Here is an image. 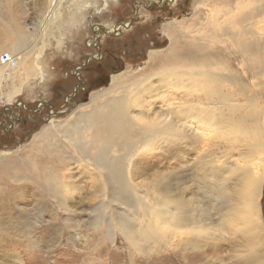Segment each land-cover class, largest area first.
<instances>
[{
    "label": "bare ground",
    "instance_id": "6f19581e",
    "mask_svg": "<svg viewBox=\"0 0 264 264\" xmlns=\"http://www.w3.org/2000/svg\"><path fill=\"white\" fill-rule=\"evenodd\" d=\"M253 1L258 3L251 0L249 4ZM241 4L239 2L228 10H211L193 27L180 25L182 38H188L194 44L186 43L178 49L171 47L139 76L113 77L108 89L93 94L91 102L82 106H90L89 109L78 113L71 122H57L51 118L50 125L37 135L45 140L56 138L55 134L48 133L52 131L50 127L54 128L82 158V161H76L77 165L85 166L86 172L80 176L92 185L98 184L96 192L89 194V204L94 208L92 213L96 214L90 222L98 230L105 224V234L99 239H114L118 233L128 249L147 256L168 252L177 241L182 243L176 246L182 252L199 250L201 238L192 240L194 234L205 232L209 235L220 230L219 234H222L226 230L220 229V225L211 228L213 224L201 218L203 191L201 185L197 188L195 183H191L190 190L184 187L190 184L183 180L188 175L169 173L145 182L151 178L149 169L143 171L141 168L145 156L160 150L164 152L162 159H167V155L173 154L167 149L180 142L186 147L191 144L201 148L199 170L202 174L209 171L221 176V180L214 181L217 182L215 195L210 198L218 203L216 209L220 221L249 247L244 264H264V221L260 205L264 187V26H261L264 24V3L250 20L249 17L235 20ZM55 8L60 6L52 0L48 6V20ZM122 27L128 28L129 23ZM112 29L119 32V26ZM201 32L209 33L211 39L203 33L201 36ZM219 37L226 38L220 42L227 45L224 49L231 47L237 54L224 55V52L213 50L209 45ZM23 38H19L15 47L25 41ZM171 43L178 46L175 39ZM13 49L0 50V58L7 53L14 60V64L7 65L0 61V90L3 80L12 78V72L28 59L24 52L13 55ZM239 58L244 70L242 74L233 68ZM257 80H260L259 84L254 83ZM17 91L13 89L9 93L13 95ZM65 124L67 126L62 129ZM185 150L178 147L175 152L181 163L189 155ZM60 155L63 164L69 165L65 173L61 167L49 170L48 164L43 166L40 162H34L31 169L24 170V173L33 172V176L37 174L32 183L41 191L31 187L32 194L35 198L40 195L42 203L48 200L52 218L58 217L59 212L67 216L77 214L73 184L77 174L71 171V164H67L70 158L63 153ZM1 157L0 166L4 162ZM231 163L236 167H231ZM143 176L146 178L141 180ZM214 182L207 183L202 189H209ZM16 190L22 196L26 191L30 192L22 187ZM21 195L20 200L24 198ZM99 198L100 204L93 205ZM2 210L8 212L9 208L3 205ZM35 211L41 217L47 213L43 207H37ZM12 218L4 224L0 220V264H9L12 259L21 261L17 251L9 254L3 247L5 244L19 246L21 242L14 240L17 236L27 235L30 240L31 232L36 229L34 223L14 222ZM30 241L32 246L40 245L38 240ZM27 250L29 255L35 252L32 248Z\"/></svg>",
    "mask_w": 264,
    "mask_h": 264
},
{
    "label": "rangeland",
    "instance_id": "374dc122",
    "mask_svg": "<svg viewBox=\"0 0 264 264\" xmlns=\"http://www.w3.org/2000/svg\"><path fill=\"white\" fill-rule=\"evenodd\" d=\"M256 1L258 3L253 1L249 4L251 0H66L65 3L64 0H56L60 10L55 8L53 16L48 20V6L52 0H0V50L14 48L16 51H11L15 52L13 55L21 52L28 55L26 63L12 72V78L3 80L0 90V96L3 95L0 102V156L1 161H4L0 166V220L2 219L1 223L4 224L12 216L14 222L19 220L31 225L34 223L36 229L31 232L30 240H38L40 244L32 246L27 235L17 236L18 239L14 240H18L16 243L21 242L19 246L5 244L3 248H6V253L9 254L17 251L21 261L12 259L9 264H86L87 261V264H244V258L250 249L220 221V213L216 209L218 203L210 196L215 195L213 191L217 182L214 181L222 178L219 174L209 171L201 173V148L199 149L198 145L190 144L186 147L185 143L182 145L176 142L167 149L168 152H173L166 154L167 159H162L164 152L160 150L154 151V154L148 153L141 166L143 171L149 169L151 173V178L145 182H152L155 176L169 173L188 175L189 177L185 176L183 180L190 184L184 187L190 190L191 183H195L197 188L201 185L203 191L201 218L213 224L211 228L216 229L220 225V229L224 227L226 230L222 234H219L220 229L215 234H194L192 240L201 238L199 250L182 252L176 247L182 243L177 241L172 251L149 253L146 256L128 249L126 241L118 233L114 239H99L100 235L105 234V224L98 230L90 222V218L96 214L92 213L94 208L89 204V194L96 192L98 184L92 185L85 177L80 176L86 172L85 166L77 165L76 161H82V158L73 150L71 143L54 128L50 127L49 130L52 131L48 133L55 134L56 138L45 140L39 139L37 135L42 133L45 126L50 125L51 118L57 122H71L78 113L89 109L90 106H82L91 102L93 94L108 89L113 77L139 76L149 70L158 57L168 53L171 47L178 49L186 43L194 44L188 38H182L180 25L186 27L190 24L193 27L201 22L209 11L228 10L239 2H242V6L235 14V20H245L248 17L250 20L264 3V0ZM199 4H203L201 9L197 8ZM106 6L109 8L104 9ZM127 22L129 28L121 30L118 35L113 33L112 28L115 25H124ZM259 28L262 29L260 26ZM262 30L264 31V27ZM204 36L211 39L209 33ZM19 38L25 41L15 47ZM172 39L177 41L178 46L171 43ZM225 39H214V43L209 46H213V50L224 52V55H236L233 48L224 49L227 45L220 42ZM88 59L89 63L86 65ZM240 63L239 58L233 68L242 74L244 70ZM77 68L81 75L79 78L74 74ZM254 83L259 84L260 80ZM77 85L80 87L77 88ZM13 89L18 90L14 96L9 93ZM20 102L25 104L26 110L18 107ZM39 107H42L41 110ZM13 113L16 114L15 119L18 116L15 124H12ZM66 126L67 124L63 125L62 129ZM178 147L186 149L185 153L189 154L183 163L175 153ZM60 153L70 158L67 164H71V171L77 174L73 184L78 215L67 216L59 212L57 219L53 215L54 219L52 213H49L51 207L48 206V200L42 203L40 195L35 198L32 194L31 187H36L32 178L37 174L33 176V172L24 173V170L31 169L34 162H40L43 166L48 164L49 170L61 167L65 173L69 165L67 167L63 164L64 159H61ZM5 159L9 162L6 163ZM231 167H236L235 163H231ZM145 178L143 176L141 180ZM211 182H214L212 187L202 189ZM18 187L30 192L26 191L22 196L16 190ZM20 195L24 197L22 200ZM100 201V198L97 199L93 205L100 204ZM3 205L9 208L8 212L2 210ZM260 205L264 221V187ZM37 207L45 208L47 213L41 217L35 211ZM28 248L34 249L35 252L27 254ZM182 258L185 259L184 262Z\"/></svg>",
    "mask_w": 264,
    "mask_h": 264
},
{
    "label": "flooded vegetation",
    "instance_id": "af4514ba",
    "mask_svg": "<svg viewBox=\"0 0 264 264\" xmlns=\"http://www.w3.org/2000/svg\"><path fill=\"white\" fill-rule=\"evenodd\" d=\"M175 0H173V2H174ZM170 2V1H169ZM156 3V2H155ZM116 26H119V32H117V31H113V33L116 35H118L120 32H121V30H123V29H127V28H123L122 27V25L121 24H118V25H116ZM121 26V27H120ZM129 28V27H128ZM111 32H109V34H110ZM74 74L79 78V76H81V75H79L80 74V72L78 71V68L76 69V71L74 72ZM77 87H80V86H78L77 85ZM77 89V88H76ZM68 101V100H67ZM18 105V107L20 106L22 109H25V105H24V103H19V104H17ZM42 108V107H41ZM41 108L39 107V109L41 110ZM21 109V110H22ZM26 109H27V107H26ZM25 109V110H26ZM14 116H16V114L15 113H13L12 115H11V117L12 118H14V121H12V124H15V121L16 120H18V116H17V119H15V117Z\"/></svg>",
    "mask_w": 264,
    "mask_h": 264
},
{
    "label": "built area",
    "instance_id": "2783aa9c",
    "mask_svg": "<svg viewBox=\"0 0 264 264\" xmlns=\"http://www.w3.org/2000/svg\"><path fill=\"white\" fill-rule=\"evenodd\" d=\"M0 61L3 65H7V64H14V60L12 59V57L8 54H4L1 58Z\"/></svg>",
    "mask_w": 264,
    "mask_h": 264
},
{
    "label": "water",
    "instance_id": "95a60500",
    "mask_svg": "<svg viewBox=\"0 0 264 264\" xmlns=\"http://www.w3.org/2000/svg\"><path fill=\"white\" fill-rule=\"evenodd\" d=\"M107 34H108V32H106ZM110 35V34H109ZM92 58H94V57H92ZM89 63V59L86 61V65ZM77 88H79V87H77ZM77 90V89H76Z\"/></svg>",
    "mask_w": 264,
    "mask_h": 264
}]
</instances>
